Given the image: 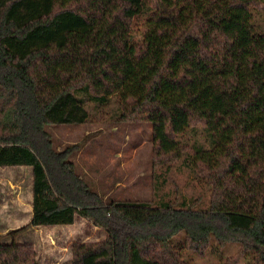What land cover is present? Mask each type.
I'll return each mask as SVG.
<instances>
[{
    "label": "trees",
    "instance_id": "1",
    "mask_svg": "<svg viewBox=\"0 0 264 264\" xmlns=\"http://www.w3.org/2000/svg\"><path fill=\"white\" fill-rule=\"evenodd\" d=\"M141 21L140 27H135ZM134 27V28H133ZM123 103L153 125V168L180 162L210 186L178 198L109 200L79 173L51 125L88 121L86 102ZM33 171L31 221L0 237V264H39L30 227L80 215L106 231L72 244L70 264H196L214 238L264 264V0H0V167ZM167 169V170H168ZM198 203L203 208H195Z\"/></svg>",
    "mask_w": 264,
    "mask_h": 264
},
{
    "label": "rangeland",
    "instance_id": "2",
    "mask_svg": "<svg viewBox=\"0 0 264 264\" xmlns=\"http://www.w3.org/2000/svg\"><path fill=\"white\" fill-rule=\"evenodd\" d=\"M141 24L139 21L135 27H140ZM111 99L108 104L87 100L86 107L90 117L85 123L49 127L57 146L73 147L71 158L75 161L79 173L109 200H149L153 197L154 184L160 185L167 179L166 189H178L175 192L179 199L182 197L181 193L188 198L202 195L206 205L210 195V186L206 179L203 176L197 177L189 168H183L180 162L173 164L172 171L166 167L153 168L152 123L117 120L123 103L118 95ZM28 169L18 166L0 169L1 177L17 182L18 186L11 188L10 192L21 195L24 201L20 206L23 208L22 213H2L10 210L9 203L4 202L10 198V194L7 184L0 181V225L4 222L11 227L4 233L3 227L0 226L3 242H11L12 237L7 236V233L17 229L13 228L14 226H24L22 224L28 220L27 212L30 209L28 210L25 202L30 199L31 190ZM194 207L203 208L200 203ZM86 220L79 217L71 227H45L38 228L39 230L30 227L17 234L15 239L35 243L39 264H69L74 242L99 241L105 237L97 226ZM184 239L185 233L182 232L173 238V244L177 246L183 259L196 264H221L240 247L237 242L220 246L213 238L207 253L202 256L186 248ZM238 264H257L254 251L247 252Z\"/></svg>",
    "mask_w": 264,
    "mask_h": 264
},
{
    "label": "crops",
    "instance_id": "3",
    "mask_svg": "<svg viewBox=\"0 0 264 264\" xmlns=\"http://www.w3.org/2000/svg\"><path fill=\"white\" fill-rule=\"evenodd\" d=\"M7 167H13V166H7ZM7 167H5V168H7ZM18 167H20V168H29L28 170V172H29V174H30V183H31V190H30V199H27L25 202H26V205H28V210L30 209V211L29 212H27L28 213V220L26 221V222H24L22 225H26V224H28L30 221H31V218H32V215H33V171H32V167H30V166H18ZM4 168V167H3ZM0 169H1V167H0ZM27 172V171H26ZM27 172V173H28ZM5 180H4V179ZM0 181L1 182H3L4 184H7L6 185V187L9 189L8 190V193L10 194V198H8V199H6V201H4V202H8L9 203V211L7 210V211H4V212H2V213H22V207H20L21 206V204L24 202L23 201V198H22V196L21 195H19V194H13V193H11L10 192V190H12L11 188H14V187H16V186H18V184H16L17 182H13L11 179H7V178H5V177H1L0 176ZM15 195V196H14ZM0 212V213H1ZM79 217H81V219H83V220H86V218H84V217H82V216H80V215H77L76 216V220H75V222L73 223V224H70V225H54V226H37V227H32L33 229H36V230H39L40 228H45V227H71V226H73L75 223H76V221H77V219L79 218ZM87 221V220H86ZM9 224L8 223H4V222H2L1 223V227H3V230H2V232H8V230L11 228V227H9L8 226ZM21 225H18V226H14L13 228H18V227H20ZM94 226H96V225H94ZM98 227V226H97ZM39 228V229H38ZM102 232H103V234H104V236H106V231H104L102 228H100V227H98ZM105 238V237H104ZM35 244V243H34ZM72 258V257H71ZM70 264V263H69Z\"/></svg>",
    "mask_w": 264,
    "mask_h": 264
}]
</instances>
